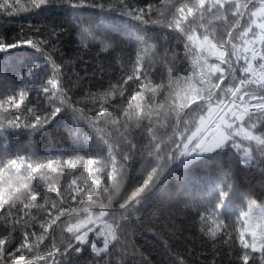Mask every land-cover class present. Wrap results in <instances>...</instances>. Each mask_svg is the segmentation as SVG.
Listing matches in <instances>:
<instances>
[{"label":"snow or ice","instance_id":"obj_1","mask_svg":"<svg viewBox=\"0 0 264 264\" xmlns=\"http://www.w3.org/2000/svg\"><path fill=\"white\" fill-rule=\"evenodd\" d=\"M15 2L19 3V0ZM7 3L8 0H5V4H0V7ZM173 3L174 0H160L162 6L154 8L151 3L143 7L134 5L132 0H30L31 9L62 4L73 9L98 8L116 12L141 25L160 23L162 27L171 28L181 34L187 41L184 45L188 50L185 55L191 53L194 57L193 63L198 73L194 72L193 76H173L174 67L165 64L168 83L174 86V97L168 110L161 116L159 109L164 108V102L160 101L158 107H154L156 96L146 98L140 91L145 87L141 75H147L144 61L148 59L147 67L150 69L152 53L156 49V45H149L137 52L129 74L122 76L121 80L114 84L110 83L108 90L99 94L103 103L89 121L91 126L96 128V132L100 133L102 129L96 127L92 121H97L105 113H109V107L105 104L109 103V98L116 99L118 94L127 104L124 114L129 120H147L142 134L147 141V156L154 157V162L146 161V169L145 165L141 166L145 169L143 177L120 199L118 208L122 211H109L108 209L112 208L113 194L120 193L127 177V162L132 159L131 152L136 148V144L127 141V148L120 151L119 145L101 135L100 140L106 146L104 157L97 154V158L85 159L77 155L64 159L62 154L39 155L35 137L46 130L47 124L62 113L67 115L66 108H71L74 122L87 119L88 113L84 107L77 109L75 104L69 103L71 97L58 78L60 66L52 61L50 54H47L46 59L53 72L42 85V91L54 103L49 106L47 115L36 114L32 107L26 106L27 78L34 77L40 69V65L30 63L24 76L20 78L24 86L19 87L16 92L10 88L8 94L0 98V113L17 110L12 112L11 119L0 117V138L7 141V129L21 127L29 129L28 135L32 137L26 145L15 144L11 149L5 143L4 150L0 151V182L12 171L21 179L30 181V186L15 189V193L23 192L22 198H16L15 193H0V212H3L0 219H3L5 224L11 223L9 232L15 229V225L21 226V239L14 250L6 248L9 237L0 236V264H33L31 260H26L25 253L39 247L50 230H55L54 226H57L58 222L65 224L66 231L72 234L63 250L57 249L61 255L68 254L69 251L79 252L80 245H90L97 256H102L109 252L110 245L114 242L117 245L121 243L118 233H123L132 223V217L139 211L138 206L151 198L157 185L163 186L162 181L167 179L165 174H172L169 172L172 165L187 168L198 158L212 153L219 155L225 149H235L241 154L246 165L253 163L256 159L255 153L264 156V0H181L174 7ZM166 12L170 15H166ZM7 14L10 15L11 12ZM229 14L232 19H229ZM212 21H220L223 24V34L219 37L215 28L210 29L208 26ZM79 27L81 42L85 46L89 39H97L95 28L83 25ZM197 28L203 31L198 32ZM52 34L55 35V32ZM140 39L143 42V37ZM48 43L47 40L34 42L31 38L8 42L0 35V54L9 53L25 45L44 54V45ZM101 43L107 51L110 45L104 41ZM175 56L176 53H173V58ZM209 57H214L218 63H209ZM6 69V64H0V80L15 83ZM237 71L241 75L238 76ZM130 81L134 82V90L129 91V95L125 97V86ZM147 83L150 85L151 81ZM149 91L155 92V88H150ZM96 96L97 94H92L93 98ZM22 105H25V116L27 113H33V119L23 124L18 112ZM169 112L175 114V124L171 135L163 134L167 136V139H164L155 126L163 127L161 119H167ZM154 117L157 119H153ZM112 123H117V120L113 119ZM137 127H141V124L137 123ZM120 135L123 136V133ZM24 148L28 149L26 155L23 153ZM101 159L106 162L101 163ZM258 163L264 168V161ZM65 167L71 176L66 187L49 183L50 179L44 173H56L58 170L63 171ZM79 179L84 180L83 185L77 184ZM39 180L46 184L42 203L38 202V196L41 195L40 184L37 183L36 187H33V182ZM228 188L230 190L231 185ZM229 190L220 189L215 203L200 215L203 225L201 231L213 241H216L218 236L221 240L227 237L225 243L233 239L228 226L220 219V210L226 207ZM51 193H55V196L50 195ZM72 193L75 195H71ZM104 193H108L107 204L99 200ZM68 195H71V200L77 204L88 205L82 209L86 213L85 218L70 225L67 221H61V217L76 210L71 202L65 206V197ZM17 202L22 204L20 211L36 208L42 215L38 218L24 212L25 216H29L28 219L17 215L9 222L10 210ZM254 203L249 202V210L243 213L236 235L242 249L239 257L242 264H252L254 253H258L259 259L264 261V208L254 217ZM97 204L100 210L93 215L90 208ZM90 233H95L96 237L102 239V247H97L94 240H89ZM30 238L34 239L30 242ZM17 253H20L19 256ZM51 255L50 252L49 256ZM180 264H184L183 260Z\"/></svg>","mask_w":264,"mask_h":264},{"label":"trees","instance_id":"obj_2","mask_svg":"<svg viewBox=\"0 0 264 264\" xmlns=\"http://www.w3.org/2000/svg\"><path fill=\"white\" fill-rule=\"evenodd\" d=\"M180 2L181 0H174L173 7ZM132 3L141 7L147 3H151L154 8L162 6L160 0H132ZM0 4H5V0H0ZM8 12L11 14H7ZM166 15L170 13L166 12ZM229 19H232L230 14ZM80 25L95 28L97 39H89L87 46L81 42ZM208 26L210 29L215 28L217 37L223 34L222 22L212 21ZM197 31L202 32L203 29L197 28ZM53 32L55 35L52 34ZM0 35L8 42L27 38H31L34 42L37 40L49 42L44 45L46 50L44 54L27 45L0 54V64L7 65L6 70L15 81L11 84L13 92L24 86L20 78L24 76L27 66L30 63L40 65L36 75L27 78L26 106L32 107L36 114L47 115L49 106L54 103L42 91V85L53 72L46 59L47 54H50L52 61L60 66L58 78L71 97L69 103L75 104L77 109L84 107L88 113L87 119L74 122L71 108H66L67 115L62 113L47 124L46 130L35 137L39 155L62 154L64 159L77 155L85 159L97 158V154L104 157L106 146L100 140L101 135L119 145L120 151L127 148V141L136 144V148L131 152L132 159L127 162V177L120 193L113 194L112 208L108 209L122 211L118 208L120 199L141 180L146 169V161L154 162V157H148L146 154L147 141L142 134L147 120H129L124 114L127 104L117 94L116 99L109 98V103L105 104L109 107V113H105L97 121H92L96 127L102 129V132L97 133L96 128H93L89 121L103 103L99 99V94L107 91L110 83L120 81L122 76L131 72L132 64L140 49L156 45L152 53V67L150 69L147 67V58L144 61L147 75L143 73L141 75L145 87L140 91L146 98L151 95L156 96V101H153L154 107H158L160 101L164 102V108L159 109L163 116L174 97V86L168 83L165 64L174 67L173 76L177 74L181 77L193 76L194 72L198 73L193 63L194 57L191 53L185 55L188 51L184 46L187 41L181 34L171 28L162 27L160 23L141 25L116 12L98 8L73 9L69 5L62 4L31 9L30 0H19V3L8 0L4 7H0ZM140 37H143V42ZM101 41L110 45L107 51L104 50ZM173 53H176L175 58ZM208 61L218 63L214 57H209ZM222 67L226 68L227 65ZM237 75L241 73L237 71ZM149 80L150 85L147 83ZM3 81L8 83L7 80ZM133 83L130 81L125 86V97L129 95V91L134 90ZM150 88H155V92L149 91ZM8 89L5 87L0 91V98L8 94ZM93 93L97 94L96 98L92 97ZM25 105L18 110L22 124L33 119V113L24 115ZM14 111L17 110L0 113V117L11 119ZM113 119H116L117 123L113 124ZM137 123H140L141 127L138 128ZM161 123L164 126L156 125V130L161 133L162 138L167 139L163 134H172L175 114L169 112L167 119H161ZM28 132L29 129L23 127L7 129L5 135L8 139L5 141L0 138V151L4 150L5 143L8 144L9 149L15 144L26 145L32 138ZM121 132L123 136L120 135ZM27 152L28 149L24 148L23 153L26 155ZM255 157L252 164L246 165L241 154L235 149H225L219 155L206 154L187 168L172 165L169 169L172 174H165L167 179L162 181L163 186L157 185L151 198L138 206L139 211L132 217V223L123 233H118L121 236V243L110 245L109 252L102 256H97L90 245H80L79 252L69 251L68 254L61 255L57 249L63 250L72 234L66 231L65 224L58 222L57 226H54L55 230H50L39 247L25 253V258L31 260L33 264H180L181 260L184 264H242L239 259L242 249L236 238L240 227V210H244L249 199L264 204V168L258 163L264 161V156L255 153ZM105 162L101 159V163ZM142 165H145V169H142ZM172 169L175 171L173 172ZM48 173L49 176L58 178L57 187L62 185L66 187L70 182L71 176L66 167L63 171ZM37 183L40 184L41 193L38 202L42 203L46 184L43 180L34 181V188ZM49 183L53 181L50 179ZM77 184L83 185L84 180H77ZM229 185H231L230 190ZM220 189L230 191L229 198L225 202L226 207L220 210V219L228 226L233 236V239L227 243L224 242L227 237L221 240L218 236L217 240L213 241L201 231L203 225L200 215L215 203ZM50 195L55 196V193ZM71 195L65 197V206L71 202L76 210L61 217V221H67L69 225L83 219L86 213L82 209L88 206L77 204L76 201L71 200ZM107 196L108 193H104L99 200L107 204ZM21 209L22 204L17 202L10 210L8 221L11 222L17 215L24 219H28L29 216L39 218L42 215L36 208L20 211ZM99 210L98 204L90 208L92 213H97ZM24 212L29 216H25ZM2 215L3 212H0V216ZM10 227H12L11 223L5 224L4 220L0 219V236L7 235L9 242L6 248L14 250L21 239V226L17 224L15 229L9 232ZM220 235L223 236V233ZM32 239L34 238H30V242ZM97 242H102L101 238ZM50 252L51 256H49ZM19 254L17 253V256ZM252 256V264H264V261L259 259L258 253Z\"/></svg>","mask_w":264,"mask_h":264},{"label":"clouds","instance_id":"obj_3","mask_svg":"<svg viewBox=\"0 0 264 264\" xmlns=\"http://www.w3.org/2000/svg\"><path fill=\"white\" fill-rule=\"evenodd\" d=\"M11 88L10 83H4L3 80H0V91H3V89ZM44 175L51 179L53 181V184H57L59 182L58 178H53L49 176L48 172H45ZM28 185L30 186V181H27L26 179H21L15 171L10 172L5 178H3L2 182H0V193L5 194H13L15 193L16 188H22L23 186ZM16 198H22L23 192L15 193Z\"/></svg>","mask_w":264,"mask_h":264},{"label":"rangeland","instance_id":"obj_4","mask_svg":"<svg viewBox=\"0 0 264 264\" xmlns=\"http://www.w3.org/2000/svg\"><path fill=\"white\" fill-rule=\"evenodd\" d=\"M250 201H254V202H255L254 205L252 206V215H253L254 217L257 216V215H259V212H260V209H261V208H264V204L258 202V201L255 200V199H249V200L247 201V204H246V207L244 208V210H240V211H241V218H242L243 213L249 210V202H250ZM97 213H98V212H97ZM97 213H93V215H95V214H97ZM84 218H85V217H84ZM106 219H107V218H106ZM77 223H78V222H77ZM98 239H99V238L95 236V233H90V234H89V240H94V241L96 242V246H97V247H102L103 244H102V242L98 243V242H97ZM101 241H102V239H101ZM114 243H115V242H114Z\"/></svg>","mask_w":264,"mask_h":264}]
</instances>
